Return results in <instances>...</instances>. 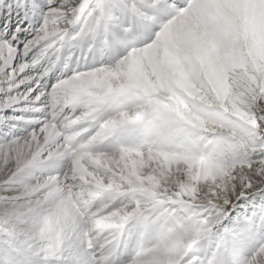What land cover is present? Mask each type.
Wrapping results in <instances>:
<instances>
[{
    "label": "snow or ice",
    "instance_id": "1",
    "mask_svg": "<svg viewBox=\"0 0 264 264\" xmlns=\"http://www.w3.org/2000/svg\"><path fill=\"white\" fill-rule=\"evenodd\" d=\"M0 264H264V0H0Z\"/></svg>",
    "mask_w": 264,
    "mask_h": 264
}]
</instances>
